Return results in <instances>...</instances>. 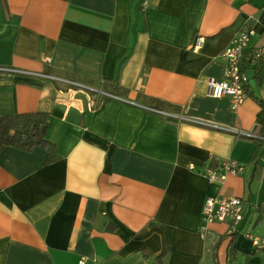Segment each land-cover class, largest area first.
<instances>
[{"label":"crops","instance_id":"1","mask_svg":"<svg viewBox=\"0 0 264 264\" xmlns=\"http://www.w3.org/2000/svg\"><path fill=\"white\" fill-rule=\"evenodd\" d=\"M139 5L0 0V69L13 70L0 71V119L45 115L53 146L0 147V264H264L242 235L264 236V53L249 62L264 49V0ZM247 29L233 110L206 82L223 79L221 53ZM229 159L243 172L209 183ZM207 197L241 198V233L199 232Z\"/></svg>","mask_w":264,"mask_h":264},{"label":"built area","instance_id":"2","mask_svg":"<svg viewBox=\"0 0 264 264\" xmlns=\"http://www.w3.org/2000/svg\"><path fill=\"white\" fill-rule=\"evenodd\" d=\"M151 0H140V9L145 10ZM253 31L251 29L244 30L240 32L227 46L224 51L221 53V57L226 63V67L223 73L222 80H215L214 78H208L206 82L207 95L212 98H221L222 96H228L231 101V108L235 110L241 106L246 98V93L244 85L247 82V77L241 70V63L244 57V52L248 45L249 39L252 36ZM200 39L197 40L196 45H198ZM264 53V49L257 48L255 49L251 56L249 62L255 64L260 56ZM4 72H12L11 69H0ZM46 77L52 78L47 75ZM59 80L58 78H52ZM67 84L78 87L81 90H92L87 86L81 85L79 83L67 81ZM95 91V90H93ZM99 94L107 97L114 98L115 96L103 92ZM87 107L92 110V105L90 102L87 103ZM149 110L156 113L162 114L163 116H173L177 119L188 121L193 124L201 125L207 128L216 129V130H226L232 131L229 129L222 128L216 124L201 121V120H189L187 118L181 117L180 115H170L164 110L149 108ZM236 132V131H235ZM247 136H252L251 134H246ZM259 140H264V138H257ZM244 166L235 161V160H223L218 163L214 168L208 169L204 172V176L209 183H223L227 175H237L242 173ZM202 223L199 226V232L203 233L208 225L214 222H227V236H235L241 233L242 231L238 228L240 223L244 220L243 213V202L239 197H230V198H213L207 197L204 200L202 206ZM242 235L250 240L253 248L256 252H264V236L258 237L253 236L249 232H243ZM77 264H84V259L81 258L77 261Z\"/></svg>","mask_w":264,"mask_h":264},{"label":"trees","instance_id":"3","mask_svg":"<svg viewBox=\"0 0 264 264\" xmlns=\"http://www.w3.org/2000/svg\"><path fill=\"white\" fill-rule=\"evenodd\" d=\"M45 115L40 113L5 116L0 119V147L10 145L23 150L42 147L52 155L53 146L44 137ZM257 142H262L255 139ZM232 239L234 236H228Z\"/></svg>","mask_w":264,"mask_h":264}]
</instances>
